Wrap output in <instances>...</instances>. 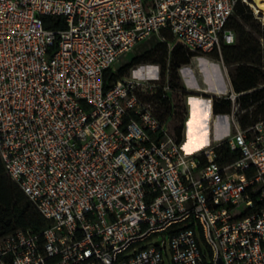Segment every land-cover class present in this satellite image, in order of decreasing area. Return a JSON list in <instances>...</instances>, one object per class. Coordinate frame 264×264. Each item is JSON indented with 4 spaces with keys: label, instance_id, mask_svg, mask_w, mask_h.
<instances>
[{
    "label": "built area",
    "instance_id": "built-area-1",
    "mask_svg": "<svg viewBox=\"0 0 264 264\" xmlns=\"http://www.w3.org/2000/svg\"><path fill=\"white\" fill-rule=\"evenodd\" d=\"M238 2L256 17L248 0H0V161L45 220L0 237V264H264V118L240 124L221 52ZM163 31L215 53L230 86L194 150L154 112L168 81H106Z\"/></svg>",
    "mask_w": 264,
    "mask_h": 264
},
{
    "label": "rangeland",
    "instance_id": "rangeland-1",
    "mask_svg": "<svg viewBox=\"0 0 264 264\" xmlns=\"http://www.w3.org/2000/svg\"><path fill=\"white\" fill-rule=\"evenodd\" d=\"M249 3L251 4V2ZM232 15L233 20L239 21L246 30L258 39L260 52L264 57V38H262L264 24L257 19L259 15L255 13V17L249 6H247L244 14L233 13ZM176 43H179L182 49L185 48L194 55L191 56L188 63H182L174 68L172 49ZM134 58H137L138 61H134ZM226 67L231 80L235 65H226ZM142 69H147L149 78L156 83L161 85L168 81L171 85L172 91H170L166 100L163 102H158L157 99L154 100V112L166 121L169 128L176 129L181 126L185 136L187 124L193 120L195 114L200 112V125H204L207 101L210 98L213 100L215 97L224 99L226 92L230 90V86L226 82L227 76L223 64L215 53L204 57L195 56L193 51L187 49L181 42L173 40L172 37L165 36V39H162L154 35L137 43L129 52L116 61L111 71L115 75V80H119L138 77ZM198 87L206 88L209 91L200 93L195 90ZM216 87L218 88L217 93H214ZM258 87H264V84H260ZM199 96H202V99H198ZM193 103L195 106H192ZM252 110L253 108L248 109L250 119ZM245 112L239 106V114L243 116ZM226 121L225 117L218 120L215 127L218 139L224 138L228 133V128L225 125Z\"/></svg>",
    "mask_w": 264,
    "mask_h": 264
},
{
    "label": "trees",
    "instance_id": "trees-1",
    "mask_svg": "<svg viewBox=\"0 0 264 264\" xmlns=\"http://www.w3.org/2000/svg\"><path fill=\"white\" fill-rule=\"evenodd\" d=\"M247 5L238 2L235 6V14H244ZM249 11V10H248ZM249 14V13H248ZM47 27H54L63 22L51 16H44ZM227 27L235 33V42L232 44H222V58L226 65H235L231 74V84L234 91L240 93L238 103L240 109L246 112L243 116L239 114V121L242 126H247L261 118H264V87H258L264 84V57L260 52V44L244 26L237 20H233V15L228 19ZM168 38L172 36L162 32ZM264 38V35H262ZM179 43H176L172 49L173 67L177 68L182 63H188L193 53L182 49ZM138 61L137 58L133 59ZM106 81H115V75L111 68L107 70ZM250 90V91H249ZM251 111L249 118L248 109ZM213 113H229L231 102L228 99L213 98ZM180 134L182 127L176 128ZM219 161L226 162L233 160L235 155L229 152L226 145L219 147ZM45 226V220L38 212L35 205L23 193L21 188L5 174L0 161V237L10 234L18 229H31L34 232H40Z\"/></svg>",
    "mask_w": 264,
    "mask_h": 264
},
{
    "label": "crops",
    "instance_id": "crops-1",
    "mask_svg": "<svg viewBox=\"0 0 264 264\" xmlns=\"http://www.w3.org/2000/svg\"><path fill=\"white\" fill-rule=\"evenodd\" d=\"M184 137L187 141L188 150H194L205 142L204 125H200V112L195 114L193 120L187 124L186 136L184 133Z\"/></svg>",
    "mask_w": 264,
    "mask_h": 264
},
{
    "label": "bare ground",
    "instance_id": "bare-ground-1",
    "mask_svg": "<svg viewBox=\"0 0 264 264\" xmlns=\"http://www.w3.org/2000/svg\"><path fill=\"white\" fill-rule=\"evenodd\" d=\"M248 1L251 2V6H252L253 10L255 11V13L257 15H259V17H261L262 20H264V0H248ZM216 89H218V88L216 87ZM195 90H199V91H203V92H208L209 91L208 89L201 88V87L200 88H195ZM192 102H193V100H192ZM194 103H193L192 106H195Z\"/></svg>",
    "mask_w": 264,
    "mask_h": 264
}]
</instances>
